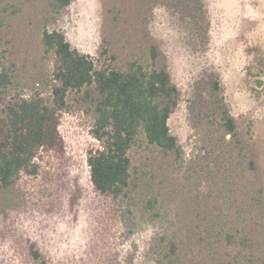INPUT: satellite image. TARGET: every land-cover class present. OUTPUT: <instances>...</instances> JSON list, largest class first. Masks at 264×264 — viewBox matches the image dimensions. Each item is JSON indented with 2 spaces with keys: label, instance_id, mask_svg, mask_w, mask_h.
<instances>
[{
  "label": "trees",
  "instance_id": "obj_1",
  "mask_svg": "<svg viewBox=\"0 0 264 264\" xmlns=\"http://www.w3.org/2000/svg\"><path fill=\"white\" fill-rule=\"evenodd\" d=\"M76 1L0 0V197L7 201L24 173L36 174V159L55 140L57 113L74 95L92 110L91 134L102 143L87 152L92 187L112 216L130 221L137 212L158 224L150 247L156 264H264L258 149L242 134L216 73L203 76L202 103L191 109L190 158L169 125L182 93L152 36L153 12L167 9L205 48L211 29L205 0H112L96 59L56 27ZM33 37L50 61V104L39 92L10 94L20 50ZM2 232L22 264H50L31 237L9 226Z\"/></svg>",
  "mask_w": 264,
  "mask_h": 264
},
{
  "label": "rangeland",
  "instance_id": "obj_2",
  "mask_svg": "<svg viewBox=\"0 0 264 264\" xmlns=\"http://www.w3.org/2000/svg\"><path fill=\"white\" fill-rule=\"evenodd\" d=\"M111 2L77 0L59 16L56 27L74 48L96 59L108 35ZM205 4L211 20L205 48L193 44L187 27L167 9L153 12L152 36L167 55L182 93L169 121L171 132L190 158L195 140L191 109L202 103L203 76L216 73L242 134L258 149L264 179V0ZM28 44L20 50L18 83L10 94L28 97L39 92L50 104V61L43 57L38 39L33 37ZM77 98L70 95L57 113L55 140L36 159V174L24 173L9 199L0 197V264H22L10 239L3 237L4 226L31 237L50 264H156L150 247L158 224L137 212L129 215L130 221L112 216L92 187L87 152L102 143L91 134L92 110Z\"/></svg>",
  "mask_w": 264,
  "mask_h": 264
}]
</instances>
